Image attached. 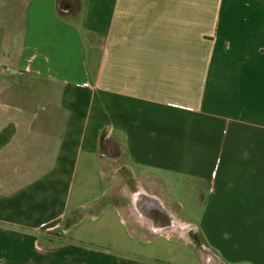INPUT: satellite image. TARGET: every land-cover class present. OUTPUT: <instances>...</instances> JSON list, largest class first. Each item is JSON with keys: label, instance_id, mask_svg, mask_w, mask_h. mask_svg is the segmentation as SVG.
Returning <instances> with one entry per match:
<instances>
[{"label": "crops", "instance_id": "obj_1", "mask_svg": "<svg viewBox=\"0 0 264 264\" xmlns=\"http://www.w3.org/2000/svg\"><path fill=\"white\" fill-rule=\"evenodd\" d=\"M185 222L264 264V0H0V264H200Z\"/></svg>", "mask_w": 264, "mask_h": 264}, {"label": "rangeland", "instance_id": "obj_2", "mask_svg": "<svg viewBox=\"0 0 264 264\" xmlns=\"http://www.w3.org/2000/svg\"><path fill=\"white\" fill-rule=\"evenodd\" d=\"M103 145V153L106 154L108 153L106 147V144H102ZM122 148V147H121ZM123 149V148H122ZM123 155V154H122ZM104 158L108 159V157L105 155ZM217 163H219V160L217 161ZM110 167V166H109ZM119 168V171L116 172V175L119 176L120 178V183L118 185V188L115 190L114 196H115V202L116 203H121L122 202V187L123 186H128V187H132V189H136L137 187L140 186L141 183L146 184L145 182V178H139V173L137 171H132V169L130 168L129 164L126 162V160H124L122 157H119L117 159H115V164L113 168ZM180 186H182L181 188L186 189V182L185 180H183V184H181ZM185 196V195H184ZM194 196H192L193 199ZM188 198V197H187ZM186 197H183V200L185 203H187V199ZM119 200V201H118ZM188 205V206H187ZM185 205L186 208H197L200 209V205L194 207L193 204H187ZM186 226H187V232L186 234L189 236L191 235V239L192 241H194L195 246L197 247L199 253H200V264H207V260L208 259H212V256L210 255V253L206 250V248L203 246L202 243V237L200 236L199 230L196 229V226L194 224H192V222H185ZM189 223V224H187ZM192 229V230H191ZM194 230V231H193ZM117 231V229H114L113 232ZM192 231V232H189ZM113 232H108L107 234L112 233L113 236H107V234H103L102 238L106 239L108 238H112L114 240L120 238L118 235H116ZM50 239H56V234L55 233H51L48 234L47 236ZM200 241V242H199ZM147 251L150 255H155V258H159L161 260H165V261H173V262H184L186 264H198L199 262V258H197L195 255H193L190 251L189 247H186L184 245H177V244H173V245H169L167 243H165L164 239H159L156 241V243L152 244V245H147ZM217 264V263H215Z\"/></svg>", "mask_w": 264, "mask_h": 264}, {"label": "water", "instance_id": "obj_3", "mask_svg": "<svg viewBox=\"0 0 264 264\" xmlns=\"http://www.w3.org/2000/svg\"><path fill=\"white\" fill-rule=\"evenodd\" d=\"M157 206H158V209L160 210L161 216L163 217V220L165 223L163 228L171 227L174 222L172 221L170 214L166 211V209L161 204H158Z\"/></svg>", "mask_w": 264, "mask_h": 264}, {"label": "flooded vegetation", "instance_id": "obj_4", "mask_svg": "<svg viewBox=\"0 0 264 264\" xmlns=\"http://www.w3.org/2000/svg\"><path fill=\"white\" fill-rule=\"evenodd\" d=\"M209 264H213V263H209Z\"/></svg>", "mask_w": 264, "mask_h": 264}, {"label": "trees", "instance_id": "obj_5", "mask_svg": "<svg viewBox=\"0 0 264 264\" xmlns=\"http://www.w3.org/2000/svg\"><path fill=\"white\" fill-rule=\"evenodd\" d=\"M200 242V241H199Z\"/></svg>", "mask_w": 264, "mask_h": 264}]
</instances>
